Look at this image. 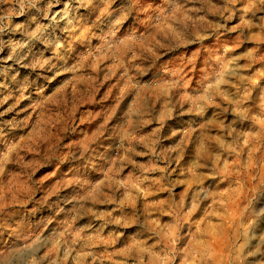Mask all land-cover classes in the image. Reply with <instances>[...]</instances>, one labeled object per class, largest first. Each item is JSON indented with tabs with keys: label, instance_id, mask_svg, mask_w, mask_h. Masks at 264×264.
<instances>
[{
	"label": "rangeland",
	"instance_id": "rangeland-1",
	"mask_svg": "<svg viewBox=\"0 0 264 264\" xmlns=\"http://www.w3.org/2000/svg\"><path fill=\"white\" fill-rule=\"evenodd\" d=\"M0 264H264V0H0Z\"/></svg>",
	"mask_w": 264,
	"mask_h": 264
}]
</instances>
